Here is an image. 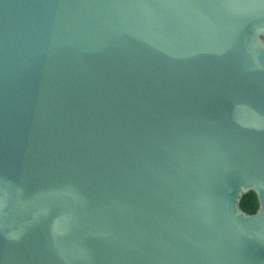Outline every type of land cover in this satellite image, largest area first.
I'll return each mask as SVG.
<instances>
[{
  "label": "water",
  "instance_id": "water-1",
  "mask_svg": "<svg viewBox=\"0 0 264 264\" xmlns=\"http://www.w3.org/2000/svg\"><path fill=\"white\" fill-rule=\"evenodd\" d=\"M0 264H264V0H0Z\"/></svg>",
  "mask_w": 264,
  "mask_h": 264
},
{
  "label": "trees",
  "instance_id": "trees-1",
  "mask_svg": "<svg viewBox=\"0 0 264 264\" xmlns=\"http://www.w3.org/2000/svg\"><path fill=\"white\" fill-rule=\"evenodd\" d=\"M239 204L248 212L255 211L258 206V199L255 191L249 190L244 192L240 197Z\"/></svg>",
  "mask_w": 264,
  "mask_h": 264
}]
</instances>
